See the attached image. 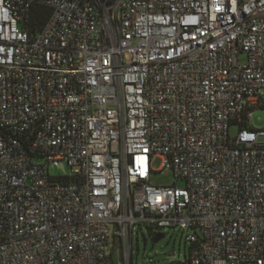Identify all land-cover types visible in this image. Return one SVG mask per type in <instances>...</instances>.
<instances>
[{"label":"built area","instance_id":"1","mask_svg":"<svg viewBox=\"0 0 264 264\" xmlns=\"http://www.w3.org/2000/svg\"><path fill=\"white\" fill-rule=\"evenodd\" d=\"M255 110L264 0H0V264H130L137 225L190 264H264Z\"/></svg>","mask_w":264,"mask_h":264},{"label":"rangeland","instance_id":"2","mask_svg":"<svg viewBox=\"0 0 264 264\" xmlns=\"http://www.w3.org/2000/svg\"><path fill=\"white\" fill-rule=\"evenodd\" d=\"M241 62L245 61V56H241ZM252 126L254 129H264V111L255 110L252 113ZM230 136L234 137L238 133V128L232 126L229 130ZM161 160L157 159L152 163V168L160 169ZM49 173L53 177H69L71 169L64 162L57 167L51 166ZM150 182L157 186L172 185L174 178L171 173L161 171L151 174ZM177 188H183L184 182H175ZM136 234L132 241V264H190V245L185 242L183 234L178 230L156 229L150 233L144 226H136ZM155 234H161L162 238L154 243ZM115 264H125L122 253H113Z\"/></svg>","mask_w":264,"mask_h":264},{"label":"trees","instance_id":"3","mask_svg":"<svg viewBox=\"0 0 264 264\" xmlns=\"http://www.w3.org/2000/svg\"><path fill=\"white\" fill-rule=\"evenodd\" d=\"M50 14H51V11L49 8L39 5V4H33L29 10V13L24 23L25 27L27 28L28 33L30 35H34L37 32H39L42 29V27L45 25V23L47 22ZM130 264H132V260Z\"/></svg>","mask_w":264,"mask_h":264},{"label":"water","instance_id":"4","mask_svg":"<svg viewBox=\"0 0 264 264\" xmlns=\"http://www.w3.org/2000/svg\"><path fill=\"white\" fill-rule=\"evenodd\" d=\"M161 238H162V235H161V234H157V235L154 237L153 242L156 243V242H158Z\"/></svg>","mask_w":264,"mask_h":264}]
</instances>
